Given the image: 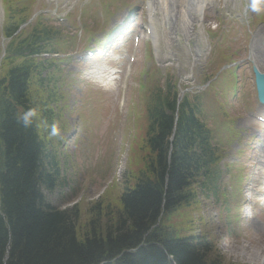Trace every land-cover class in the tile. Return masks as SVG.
Wrapping results in <instances>:
<instances>
[{
	"label": "trees",
	"instance_id": "trees-1",
	"mask_svg": "<svg viewBox=\"0 0 264 264\" xmlns=\"http://www.w3.org/2000/svg\"><path fill=\"white\" fill-rule=\"evenodd\" d=\"M50 37L42 31L10 42L8 68L0 74V264H222L211 238L187 227L197 190L207 191L216 177L219 154L209 144L197 148L199 126L176 109L173 96L153 94L145 146L138 150L143 167L123 180L118 210L98 201L81 219L79 205L60 210L47 203L44 192L63 181L48 140L49 92L29 57ZM29 108L42 115L24 128L17 118ZM170 217L179 231L169 229Z\"/></svg>",
	"mask_w": 264,
	"mask_h": 264
},
{
	"label": "rangeland",
	"instance_id": "rangeland-1",
	"mask_svg": "<svg viewBox=\"0 0 264 264\" xmlns=\"http://www.w3.org/2000/svg\"><path fill=\"white\" fill-rule=\"evenodd\" d=\"M184 1L188 4L180 9L168 7L165 2H163V6H159V10L162 14L160 18L164 17L163 11H166L167 22H164V19L162 21L164 24L162 29L166 33L162 37H159L156 34V37L160 40V42L154 46L156 49L155 61L161 70L166 69V67L168 69L173 67L175 73L180 78L185 80H182L184 86L188 85L196 89L199 83V77L204 72L203 68H205L211 51L207 36V27L217 29V23H219L220 26L227 29V24H231L230 18L239 15L240 6L237 0H231V2L228 3V12L225 13V0H220L216 6V16L213 17V12L211 11L206 12L207 15L204 14L201 21L200 19L196 20V11L194 7L196 6L195 0ZM87 2L88 0H71L68 8L74 6L77 9L80 6L85 5ZM0 7H3L1 0ZM158 15H160V13L157 12L156 8V12L152 16V20L159 18ZM62 16L63 15H60L59 17ZM0 22H2L1 12ZM62 25L68 28V24ZM141 25L145 26L146 24L142 22ZM160 28V24L156 25V31ZM69 30L73 33L78 32V28L75 31H72L70 28ZM258 30L259 27L255 33H258ZM232 39V45L235 46L238 42L237 35H234V37L232 36ZM263 40L264 37L262 36L254 40L252 37L250 45H252L254 50H261ZM1 43L4 42L0 36V45ZM70 55L71 53L68 54L69 59L65 60L62 64V67L64 68V75L69 78H87L86 70L89 67H94L77 64L74 59L70 57ZM251 60L256 62L254 59ZM242 63L245 64L242 67L244 68L242 77H245V89L248 90L250 94H253L251 83L249 81L248 68L246 67V65H249L246 64L245 61ZM119 68H121V66H119ZM132 86H134L133 82ZM63 87L66 86L64 85ZM66 89L67 87L64 88V90ZM107 97V102L112 105L116 112L115 119L118 125H115L114 127L113 125L108 126L107 132L103 131L100 138L92 137L91 142L86 136L88 130H82L79 141L73 145L68 133L73 129L74 125H77L78 119L74 114H69L71 116H68L67 111H65L63 116L66 119L68 130L66 132H60V135L58 136L59 138L66 140L63 148L61 146L62 143L59 146L62 150V158L58 157V159L60 162L62 177H64L66 181L65 187L60 191L64 193L67 198H65V202H63V204H60V191L56 190L49 196L48 199L52 204L59 206L63 205L65 207L66 205L72 206L73 204L81 206L84 210L81 219L86 217L87 208L98 201H101L103 207H105L104 205H106L107 208L113 207L110 210L111 212L118 210L119 205L116 199L120 194V190L118 191L116 187L111 186L113 184H119L121 181L120 178H123L122 175H124V179H129L132 177L136 178L137 172L140 171L141 173L142 162L139 159L138 150L144 142L143 136H140L142 123H139L136 128H132L127 124L124 125L127 102L124 109L120 111L118 115L115 108L117 97L116 88L112 87L111 92L107 93ZM82 105L83 103L81 102L79 88L74 85L73 88H71V95L68 97L63 107L68 110H73ZM251 112L256 113V107ZM135 115L136 112L134 113V116ZM232 117L235 118L234 129L236 128L235 130L238 131L237 136L239 139L227 145L225 148L226 154L224 161L228 163L240 161L239 158H236L235 153L239 152L240 149H246V154L242 158V162L245 165L247 173V181L244 186V192H242L243 198L246 200L245 195H250L251 193H247L245 188H250L252 186V189H255L253 187L254 183L252 182L254 180L256 168L258 167V161L260 160L259 153L262 146V140L260 139L257 142L254 141L253 143L252 141L250 142L251 136H253L252 130L254 127L251 124L248 125L243 123V119L249 118V114L246 118L237 114L232 115ZM107 123L105 122L104 124ZM83 126L88 128L90 123L83 124ZM122 128H124L126 132V137L119 141L120 130ZM112 131L116 132V138H112ZM98 133L100 134V132ZM137 137H139L137 140L139 143L133 142L137 139ZM111 139L116 140V143L113 144ZM130 142L132 143L129 146ZM247 145L249 147L248 150ZM128 146V153L130 156L125 155V151L128 149ZM116 157L119 158L118 161H116ZM121 172L123 173L121 174ZM228 181L229 174L227 173L225 167L221 166V174L218 181L219 190L225 189L229 192V189L226 186ZM106 189L108 190L103 193ZM197 193L198 201L200 203V205L197 204V206L201 212L191 210V213L189 214L191 222L187 224V227L193 230L203 228L204 221L202 217H204L207 225L211 227V229L213 228L211 233L223 234L221 221H219L216 216L218 215L216 209L212 208L210 202L211 199L208 198L207 194L204 192L201 193L197 190ZM260 223L264 226V216L261 217ZM253 224V221L247 220L245 225L246 233L238 238L225 237V239H223L220 235L218 237L214 235V239L217 243L216 246L223 255L222 264H264V238L260 239L261 232H256V228H254ZM262 253V258H260V254Z\"/></svg>",
	"mask_w": 264,
	"mask_h": 264
},
{
	"label": "clouds",
	"instance_id": "clouds-1",
	"mask_svg": "<svg viewBox=\"0 0 264 264\" xmlns=\"http://www.w3.org/2000/svg\"><path fill=\"white\" fill-rule=\"evenodd\" d=\"M250 9L254 13L264 12V0H250ZM41 112L38 111L37 108H29L23 112L22 115H19L17 118V122L21 124L24 128H28L32 126L33 121L35 119H39L41 117ZM49 135L52 137L60 135V128L58 123L54 122L50 126Z\"/></svg>",
	"mask_w": 264,
	"mask_h": 264
},
{
	"label": "bare ground",
	"instance_id": "bare-ground-1",
	"mask_svg": "<svg viewBox=\"0 0 264 264\" xmlns=\"http://www.w3.org/2000/svg\"><path fill=\"white\" fill-rule=\"evenodd\" d=\"M183 2L182 1H180V0H178V1H176V2H173L171 5L173 6V7H175V8H180L181 6H183ZM264 108V107H263ZM262 168H263V164L262 163H260V169L262 170ZM263 231H264V229H263ZM263 252H264V250H263ZM262 255H263V253L262 254H260V258H262ZM252 256H256V255H252ZM244 257V256H243Z\"/></svg>",
	"mask_w": 264,
	"mask_h": 264
}]
</instances>
